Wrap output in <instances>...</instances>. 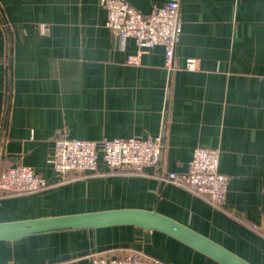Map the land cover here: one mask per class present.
<instances>
[{"label":"crops","instance_id":"obj_1","mask_svg":"<svg viewBox=\"0 0 264 264\" xmlns=\"http://www.w3.org/2000/svg\"><path fill=\"white\" fill-rule=\"evenodd\" d=\"M144 15L172 0H125ZM174 71L106 27L100 0H0V174L31 166L48 186L0 195V223L121 209L155 210L251 264H264V0H180ZM41 25L49 27L43 35ZM188 59L197 69L185 67ZM61 132L88 141L163 140L158 169L59 176ZM217 150L225 202L178 186L195 149ZM142 253L159 264H218L158 231L102 228L0 242V264H90Z\"/></svg>","mask_w":264,"mask_h":264},{"label":"built area","instance_id":"obj_2","mask_svg":"<svg viewBox=\"0 0 264 264\" xmlns=\"http://www.w3.org/2000/svg\"><path fill=\"white\" fill-rule=\"evenodd\" d=\"M106 11V27L121 40L131 38L138 47V55L129 63L139 65L141 55L156 46L165 49V68L176 70V49L181 41L183 24L181 1L172 0L163 6H155L149 15L142 14L125 0H100ZM43 35L49 33L47 25H41ZM185 67L193 71L197 62L188 59ZM163 140L112 139L88 141L70 138L61 132L55 139L54 152L49 159L59 176L70 173H92L102 161L111 170L129 168L140 172L147 168L158 169L162 162ZM220 154L217 150L197 148L188 170L179 174L169 173L166 178L178 186H187L192 192L210 198L213 206L222 205L227 196L229 178L219 172ZM48 186L31 166L17 165L0 174V195L29 194ZM264 235V214L260 226ZM90 264H159L158 260L142 253L123 257H110L103 253L91 256Z\"/></svg>","mask_w":264,"mask_h":264},{"label":"water","instance_id":"obj_3","mask_svg":"<svg viewBox=\"0 0 264 264\" xmlns=\"http://www.w3.org/2000/svg\"><path fill=\"white\" fill-rule=\"evenodd\" d=\"M123 226L158 231L218 264H251L214 240L155 210L121 209L0 223V242Z\"/></svg>","mask_w":264,"mask_h":264}]
</instances>
